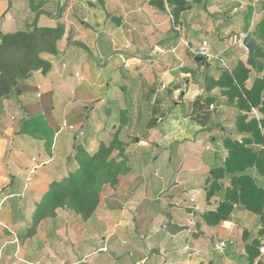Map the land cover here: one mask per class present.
I'll return each instance as SVG.
<instances>
[{"label":"crops","instance_id":"crops-1","mask_svg":"<svg viewBox=\"0 0 264 264\" xmlns=\"http://www.w3.org/2000/svg\"><path fill=\"white\" fill-rule=\"evenodd\" d=\"M30 1L0 0L1 33L32 29L34 23L30 21V18L33 17ZM63 2L62 6L61 0L41 2L43 7H40L39 10L43 13L41 16L45 17L46 21L43 25L36 21L38 27H54L55 24L48 25L51 23L47 20L51 17L64 26V34L58 42V52L56 54L41 53V56L51 63L50 71L46 74L32 71L20 80L24 88L23 92L18 95L13 92L10 96L0 99V261L6 257L7 264H39L41 261H44L45 264H79L86 261L87 256L96 252L97 249H92V247L77 257L78 254H81L79 251L81 247L85 248L87 245L89 247L91 241L96 243V235L87 233L83 226L67 224V220L63 221L62 219H65L62 217L64 212L72 213L65 209H57L54 218L43 219L31 237L21 240L20 236L29 226L31 216L41 195L54 182L60 181L77 167L76 147L83 143L86 144L87 141L84 139L83 142L75 143L74 141L73 143L69 134H63L66 128L70 129L68 126L71 125L66 123L63 127L64 122L67 119H72L74 113L75 116L77 113L76 108H72L75 110L72 112L70 105L83 102L85 98L79 93L80 87L88 85L79 87L78 85L81 84L79 82L74 83V86L69 84L68 69L74 66L75 72H79L80 64L86 66L84 54L81 56L80 52L74 53L77 50L73 49V46H82L93 55L92 50L99 52L100 49H107L111 43L110 48L112 47L113 53L108 57L109 63L112 65L116 62L113 59V54L122 56L123 63L118 65L126 71V74L134 62L148 63V61L134 58L125 59L122 52L146 53L153 48H158L160 52L155 63L158 61L160 63L158 67H155V73L151 77L152 81H156V85L174 80L176 69L180 70V67L184 73L181 74L182 81L186 82V86L190 83L189 78L194 73L189 72L190 70L197 73L206 67L208 74L200 75L205 78V93L197 94L190 101L183 100L187 105L189 117L198 121L200 132L196 133L195 142L184 140L185 146L180 149L183 160L177 161L168 172L167 170L163 172L155 167V180L159 177V182L162 184L159 191L155 193V215H153L150 203L142 211L146 215L155 216V222L149 225L150 227L154 226L150 229V233L155 235V241L144 248V252H141L135 236L127 230V225L119 224L120 219L116 223V231L114 229L106 230L102 239L112 240L113 249L122 253L120 257L128 252L122 249L125 242L132 246L135 255L132 258L128 257L123 264H207L209 260L211 261L209 255L213 250L214 243L225 238L234 241L229 250L236 258H227L217 254V259H212L211 263L264 264V203L261 213H259L235 201L232 204L233 209L229 219L214 224L207 222L205 218V213L215 210L223 201L227 189L234 185L231 178L235 173L225 170L228 156L225 140L243 143L245 148L257 152V155L260 150L264 152V144L257 141L252 132L237 129V116L243 113L247 116V120L255 118L258 121L260 133L264 134V125L261 123H264V114L256 107H251L249 111H240L234 106H229L226 97L218 93L215 102L218 105L213 107V109L217 108L215 117L209 123L211 112L205 125L204 111L197 114L192 106V102L197 96H205L209 93L206 91L207 78L217 79L223 69L232 72L238 65L250 68V75L245 81V87L251 86L259 69L256 64L255 67L249 64V54L242 45V38L247 33L255 38L256 43L260 45V51L255 58L264 65V39H258L252 33L264 14V0H185L187 7L178 14V17H174L173 5L169 0H162V2L160 0H103L101 3L106 4L107 11H104L105 15L98 16L97 24L100 29H94V25L90 23L88 9L82 6L85 4V0H63ZM57 3L59 4V17L53 18L49 10L54 9L51 5H57ZM88 4L93 6L95 2L88 1ZM26 13L29 14V21L24 16ZM77 19L79 21L74 22ZM75 25L81 27L75 34L81 39L78 41L73 39L71 41L73 45L70 48L66 45L64 47L66 37L70 35L69 31L78 28ZM101 33L103 34L101 38L105 43L100 46ZM129 37L136 38L138 41L145 40L144 37L149 38L148 41H154V46L144 49L136 45L135 51H122L119 45L124 44L123 46L126 47ZM83 40L89 42L83 44ZM203 40L207 41L211 54L215 56L214 61H211L212 58L206 60L207 64H205V62H195L193 57L194 66L190 65L193 69L184 67L183 62L178 63L177 60L180 58L189 56V48L198 46ZM142 45L144 47V44ZM132 47L131 44L129 48ZM168 59L177 61L178 64L176 63L173 68V65L169 63L166 64L168 66H165L163 61ZM75 63L76 65H74ZM134 65L136 68L137 64ZM111 68L112 66L109 69ZM113 70L116 71L117 66ZM99 72H97V76ZM260 75H264V70L260 72ZM80 76L82 79L79 77V81H87L82 75ZM114 76V79L118 80L129 78L128 74L127 77L123 75L119 77L118 71ZM167 78L171 80H167ZM177 79L171 82L170 89L176 90L180 87L181 79ZM122 89L126 91L125 88ZM47 91L51 92L50 114L55 126L59 127V129H55L50 146L45 138L20 132L22 124L28 118L25 106L38 102L40 96L37 94ZM210 93L216 94L217 88L212 89ZM176 101L172 104H176ZM158 103L159 100L153 106L150 114L155 113L157 117H162L164 120L166 112L160 108ZM156 126L145 130L155 137L157 135L161 137ZM147 134L149 135V133ZM75 136L76 140L79 134ZM196 143L200 144L196 145ZM202 143L205 145L204 148L200 147ZM93 144L94 140H91L87 146L92 148ZM32 167L35 169L33 173H30ZM219 169L223 172L221 175H219ZM213 170L216 171L215 177ZM243 174H247L251 182L264 193V162L259 166L248 164ZM214 178L218 187L209 196L207 187ZM167 180H169L168 184H166ZM238 192L236 193L238 194ZM236 193L232 197L236 198ZM249 200L250 204L255 207L260 205V200H256L254 197H250ZM144 201L152 202L153 200L149 199L147 195H143L139 201L136 199L129 201L130 205L135 207L133 211H137V213L133 212L135 213L133 215L130 212L128 214L133 217L137 215L140 212L138 208L142 207L140 202ZM130 205H127L129 210ZM125 214L127 212H124L123 209L121 218ZM55 218L61 219V223L56 224L53 220ZM146 226L148 225L146 224ZM12 229H16L12 236L13 239L10 236L13 232ZM128 233L130 234L128 235ZM8 239H11L12 244L16 240L18 241L16 246H10L9 254L5 243ZM252 242H257L259 253L252 261H249V253L252 252H249L248 245ZM27 244L39 245L43 249L36 262L22 253ZM104 246L101 245L98 249L101 250ZM74 249L76 250L74 251ZM21 253L23 255H20ZM113 254L112 257L116 258L117 253Z\"/></svg>","mask_w":264,"mask_h":264},{"label":"rangeland","instance_id":"rangeland-1","mask_svg":"<svg viewBox=\"0 0 264 264\" xmlns=\"http://www.w3.org/2000/svg\"><path fill=\"white\" fill-rule=\"evenodd\" d=\"M42 1V0H41ZM44 1V0H43ZM88 1H94L95 4L90 6ZM103 0H85V4L82 5L84 8L88 9V18L92 25H94V29H100L97 22L99 21L98 16L105 15L104 11H107L105 7V3H101ZM105 1V0H104ZM39 0H33V3H38ZM63 0H61V6L63 5ZM43 7V4L42 6ZM54 9L56 5H51ZM170 8V6H169ZM31 11L32 8H30ZM40 8H36L33 11V17L29 19V14L26 13L24 16L27 17L28 21H34V25L37 26V22L41 25L45 24V17L41 16L43 13L39 11ZM54 9H50L49 11L52 13ZM37 12H39L37 14ZM49 12V13H50ZM83 12V11H82ZM83 13L81 15V18ZM167 16V15H166ZM38 17V18H37ZM59 17V16H58ZM57 17V18H58ZM172 17V16H171ZM80 18V19H81ZM37 21V22H36ZM50 21L51 24L54 25L60 24L58 21H54L51 17L47 20ZM75 20L74 22H78ZM47 25V24H46ZM72 30L69 31L68 37H66V41L64 44L70 48L73 43L71 41L81 39L78 37L77 32L81 27L79 25H75ZM103 37L101 33L100 38ZM145 40L138 41V39L129 37L128 44L123 46L122 44L119 47L123 50H132L135 51L136 45L141 46V48L147 49L148 46L153 47L154 41L149 40L147 38H143ZM83 44L88 43L89 41L83 40ZM144 41V42H143ZM124 42V41H122ZM105 43V41H104ZM103 38H101V42L99 45H103ZM156 43V42H155ZM92 45L94 43H91ZM133 45L132 48H129ZM144 44V47H142ZM147 44V45H146ZM111 46V43H110ZM108 45V48L100 49L99 52L92 50L93 55L88 52L87 49H83V47H79L77 45L73 46V49H76L74 53L84 54V61L86 62V66L80 64L79 72H75V67L71 66L68 70V81L70 85L74 86V83H81L78 86H82L88 84L86 86L80 87V94L84 96L83 102H78L76 105H70V109L74 112L76 108V116L74 113V117L72 119H67L65 123H69L73 126L74 129H65L63 134H69V138L74 143L83 142L84 139L87 140L86 144L83 143L81 149L87 153L92 152L95 147H97L99 140L100 142L108 143L116 129L119 127V119H118V109L129 107V121L125 126L120 127V137L122 141L125 143V154L129 159V166L131 168L130 172L126 175H121L119 177V183L115 186H105L104 190L101 194V199L98 205V209L96 213L93 214L90 220L84 222L80 217L74 215L73 213L64 212L62 217L63 221L67 220V224L79 225L86 228L87 233H94L96 235V243L92 241L89 243V247L80 248V253L77 257H80L82 253H86L89 248L97 249L96 252L87 256L86 261L79 264H123V262L129 258L134 257V249L126 242L123 244V250L128 251L125 255L119 251L113 249L112 240H103L102 237L106 234V230L116 231V223L127 225V230L130 231L135 236V240L137 241L138 247L141 252H144L148 245L155 241V235H151L150 229L154 226H149L152 222H155V216L146 215L142 211L146 207L147 204H151V209L153 215H155V193L159 191L161 187V182H159V177L155 180V167L161 169V171L167 172L170 168L175 166L176 162L182 159V152L180 149L185 146L184 140H191L192 143L195 142L196 133L200 132L198 129V121L189 117L187 105L183 100L190 101L197 94L205 93L204 83L205 78L200 77V75L208 74V68L204 67L201 69V72H197L190 70L189 72H194L192 76H190V83L186 86V82L182 81L181 74L182 67L176 69V78L171 80L170 82H165L164 84H157L156 81H152L151 77L155 73V67H158L159 61L155 63V60L152 62H134L131 66V69L127 72L129 78L127 79H114L115 73L118 71V75L126 76V71L121 69L119 66L123 63L122 56L118 54H113V59L116 61L111 65L109 63V56L112 54V50ZM147 51V50H146ZM189 54V53H188ZM100 55V56H99ZM191 56V57H190ZM82 58V57H81ZM193 56L189 54L186 58H180L178 63L183 62V66L191 68L194 66V61H192ZM83 59V58H82ZM160 59V57H159ZM185 59V60H184ZM69 60V59H68ZM177 61H172L170 59L164 60L163 64H171L175 67ZM206 61V60H205ZM214 61V58L213 60ZM219 61V60H218ZM177 63V64H178ZM119 64V65H118ZM137 64L136 68L135 65ZM76 65V63L74 64ZM104 65V66H103ZM191 65V66H190ZM110 66H112L111 69ZM117 66V70L114 71L113 68ZM190 66V67H189ZM100 71V72H99ZM152 71V72H151ZM97 72H99L97 76ZM78 73V75H76ZM82 75L87 81H79L82 79L80 76ZM96 78L95 80H92ZM180 78L181 83L178 89H170L171 82L178 80ZM92 80V81H90ZM194 81V82H193ZM95 86V87H93ZM121 88H125L126 91ZM153 88V89H149ZM69 92V91H68ZM159 100V105L162 110H164L165 116L164 120L159 122L156 126V130L160 132V135L156 137L152 135L148 130H145V122L149 116H151V110L155 103ZM179 100V101H176ZM176 101V104H172ZM74 108V109H72ZM75 133V134H74ZM149 133V135L147 134ZM79 134L77 139L75 140V135ZM216 134H219L216 132ZM94 140L93 147L91 148L89 145L90 141ZM200 143H196L199 145ZM204 143L200 145V147L204 148ZM91 148V150H89ZM96 149V148H95ZM94 149V150H95ZM179 150V152H178ZM206 154V153H205ZM162 174V173H161ZM170 179V178H169ZM169 183V180L166 181V184ZM143 195H147L152 198V202L144 201L140 202L142 204L141 208H138L140 211L137 215L133 217L137 211H133L135 208L133 205H130L129 201L136 199L139 201V198ZM130 205V210L129 206ZM127 212V214L123 215L121 218L122 210ZM66 211V210H65ZM62 212V211H60ZM133 213V215L128 213ZM54 218V217H53ZM56 224L61 223V219L55 218L53 219ZM50 222V221H48ZM146 224L148 226H146ZM78 226V227H79ZM11 229V228H10ZM12 233L10 236H14V231L16 229H12ZM128 233V235L130 234ZM9 237V238H11ZM13 239V237H12ZM126 239V238H125ZM127 240V239H126ZM11 239L7 240L5 243L7 249V253L9 254V249L11 245H15L18 241L10 242ZM129 242V241H128ZM257 245V242H254ZM101 245H105L109 251L103 252L98 247ZM76 249H74L75 251ZM43 249L39 245L35 244H27L25 245L24 251L25 256L32 261L36 262ZM78 252V251H77ZM251 254H254V249H251ZM20 255H23V254ZM112 253H117V257H112ZM217 254L220 256H224V254L216 251L214 248L212 252H210L209 257H211V261L209 260L207 264L211 263L212 259H217ZM71 257V256H70ZM120 257V258H119ZM69 261V260H68ZM249 261H252L251 259ZM116 262V263H115ZM218 262V261H216ZM45 264L44 261L39 262V264ZM0 264H7L6 257L0 261ZM23 264V263H21ZM218 264V263H217Z\"/></svg>","mask_w":264,"mask_h":264},{"label":"trees","instance_id":"trees-1","mask_svg":"<svg viewBox=\"0 0 264 264\" xmlns=\"http://www.w3.org/2000/svg\"><path fill=\"white\" fill-rule=\"evenodd\" d=\"M160 1L162 2V0ZM41 2L43 0L34 4L31 0L32 10L40 8ZM169 2L173 5L174 17H178V14L187 7L185 0H169ZM50 15H52L51 12ZM252 33L258 39H264V14ZM63 34V24H57L54 27L34 25L29 30L0 32V99L10 96L13 92L17 95L23 92L24 88L20 80L32 71H40L43 74L50 71L51 63L44 59L41 53L56 54L58 42ZM259 51L260 49L255 52V57ZM248 62L251 66H256L250 60ZM205 64H207L206 61ZM258 69V75L254 77L251 86L248 88L245 87V81L249 78L250 68L246 66L238 65L232 72L223 69L217 79L207 78L206 91L209 93L205 96H197L192 102L197 114L204 111L205 125L210 118L213 107L218 105L215 103L218 93L226 97L229 106H234L240 111H249L251 107H256L258 111L264 114V75H260V72L264 70V65L259 64ZM214 88H217V93L211 94L210 91ZM39 96L38 102L25 106L28 118L22 124L20 132L45 138L48 146H50L55 129L57 130L59 127L55 126L50 114L51 92L47 91ZM129 110V107L118 109L120 124L108 143L99 142L96 149L90 153L82 150V145H77L75 152L77 167L60 181L54 182L41 195L40 201L31 216L29 226L20 236L21 240L31 237L43 219L55 217L57 209L71 211L83 221H87L96 211L104 187L115 186L118 184L121 175L130 172L129 159L124 150L125 143L120 137V127L125 126L129 121ZM246 118L247 116L243 113L237 116V129L252 132L254 138L264 144V134L260 133L258 121L255 118L249 120ZM161 121L162 117H157L153 113L146 120L145 129L153 128ZM261 123L264 125L263 122ZM225 146L228 149L225 170L235 173L231 178L234 185L227 189L223 201L215 210L205 213L207 222L214 224L229 219L233 209L232 204L235 201L259 213H261L264 203L263 191L251 182L247 174H243L248 164L262 165L264 162L263 150H260L257 155V152L245 148L243 143L228 139L225 140ZM220 169L218 170L219 175L223 173ZM213 173L215 177L216 171L213 170ZM217 187L218 184L214 178L207 187V194L211 196ZM237 191H239L238 194ZM235 193L236 198L232 197ZM250 197L260 200V205L258 207L251 205ZM248 248L249 252L252 248L254 249V254L249 253V258L253 260L259 253V247L252 242Z\"/></svg>","mask_w":264,"mask_h":264},{"label":"water","instance_id":"water-1","mask_svg":"<svg viewBox=\"0 0 264 264\" xmlns=\"http://www.w3.org/2000/svg\"><path fill=\"white\" fill-rule=\"evenodd\" d=\"M59 14V4L57 3L56 5V8L52 14L53 18H57ZM242 45L247 49L248 51V54H249V60L256 64L257 66L259 64H261V62L259 60H257L254 56L255 54V51L257 49H259L260 45H258L256 43V40L255 38L250 34V33H247V34H244L243 38H242ZM160 50L158 48H153L152 50H150L149 52H146V53H140V52H135V53H130V52H122V55L124 56V58H134V59H139L141 61H148V62H152L154 61L158 54H159ZM194 61L195 62H201V63H204V58L201 57V56H195L194 58ZM216 111H217V108H214L213 111H212V116L210 118V121L209 123L214 119L215 117V114H216ZM114 254L112 253V256ZM224 256L227 257V258H236L235 255H233L232 253H230V250L229 248L226 249L224 251Z\"/></svg>","mask_w":264,"mask_h":264},{"label":"built area","instance_id":"built-area-1","mask_svg":"<svg viewBox=\"0 0 264 264\" xmlns=\"http://www.w3.org/2000/svg\"><path fill=\"white\" fill-rule=\"evenodd\" d=\"M189 52L190 54L195 57V56H201L203 57L205 60H210L212 58H214L215 56L211 54L210 50H209V46H208V43L206 40H203L201 42V44H199L198 46L196 47H192V48H189ZM76 75H78V73H76ZM38 96L40 95L39 93L37 94ZM65 126V123L63 124V127ZM70 129H73V126L70 125L68 126ZM34 169L35 167H32L30 169V173H33L34 172ZM27 180H29V178H27ZM234 243V241L232 239H228V238H225V239H220L218 240L217 242L214 243V246L213 248L224 254V251L226 249H228L230 247V245H232ZM101 251L103 252H108V249L106 246L102 247L101 248Z\"/></svg>","mask_w":264,"mask_h":264}]
</instances>
